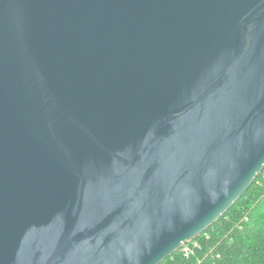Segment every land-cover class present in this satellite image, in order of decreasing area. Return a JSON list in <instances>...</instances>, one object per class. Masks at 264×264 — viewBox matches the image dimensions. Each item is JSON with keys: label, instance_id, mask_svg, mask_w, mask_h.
Segmentation results:
<instances>
[{"label": "water", "instance_id": "1", "mask_svg": "<svg viewBox=\"0 0 264 264\" xmlns=\"http://www.w3.org/2000/svg\"><path fill=\"white\" fill-rule=\"evenodd\" d=\"M264 170V0H0V264H161Z\"/></svg>", "mask_w": 264, "mask_h": 264}, {"label": "trees", "instance_id": "2", "mask_svg": "<svg viewBox=\"0 0 264 264\" xmlns=\"http://www.w3.org/2000/svg\"><path fill=\"white\" fill-rule=\"evenodd\" d=\"M196 238L203 242L195 239L188 251L180 249L162 264H264V170L233 207Z\"/></svg>", "mask_w": 264, "mask_h": 264}, {"label": "rangeland", "instance_id": "3", "mask_svg": "<svg viewBox=\"0 0 264 264\" xmlns=\"http://www.w3.org/2000/svg\"><path fill=\"white\" fill-rule=\"evenodd\" d=\"M209 234H210V233H207V235H205V238H206V239L209 238V236H210ZM205 238H204V239H205ZM196 241H198L199 244H201V243L203 242V240H199L198 238H196ZM190 245H191V244H189L188 247H190ZM169 262H170V261H169ZM161 264H162V263H161ZM165 264H168V261L165 262Z\"/></svg>", "mask_w": 264, "mask_h": 264}, {"label": "built area", "instance_id": "4", "mask_svg": "<svg viewBox=\"0 0 264 264\" xmlns=\"http://www.w3.org/2000/svg\"><path fill=\"white\" fill-rule=\"evenodd\" d=\"M195 239H196V238H195ZM195 239H193L192 241H194ZM192 241H191V242H192ZM189 243H190V242L186 243V244H185V245H183V247H182V248H180V249H185V250H187V251H188V250H189V248H190V247H188Z\"/></svg>", "mask_w": 264, "mask_h": 264}]
</instances>
